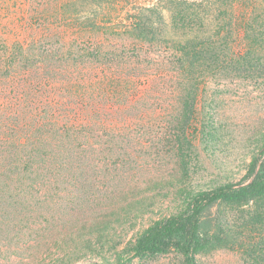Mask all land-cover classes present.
I'll return each mask as SVG.
<instances>
[{
  "label": "trees",
  "instance_id": "obj_1",
  "mask_svg": "<svg viewBox=\"0 0 264 264\" xmlns=\"http://www.w3.org/2000/svg\"><path fill=\"white\" fill-rule=\"evenodd\" d=\"M237 3L0 0V258L124 264L173 249L197 264L231 237L215 210L241 202L264 230V139L239 181L204 184L190 167L210 135L202 85L264 78L258 20L197 10ZM166 195L173 211L152 218ZM110 219L138 225L121 262L102 253ZM255 244L264 257V234Z\"/></svg>",
  "mask_w": 264,
  "mask_h": 264
},
{
  "label": "rangeland",
  "instance_id": "obj_2",
  "mask_svg": "<svg viewBox=\"0 0 264 264\" xmlns=\"http://www.w3.org/2000/svg\"><path fill=\"white\" fill-rule=\"evenodd\" d=\"M244 4L245 0H242V5L237 3L217 10L208 8L207 11L198 7L197 10L201 11L199 16L203 17L202 20H228L229 13L235 16L231 20L250 18L258 20L257 26L262 32L258 68L264 69V0H254L249 6ZM214 12L216 15L218 12L222 15L214 18ZM162 20H170L168 12H165ZM153 105L155 107L156 104ZM197 107L200 111L199 119L209 128L210 135L204 137L192 155L190 167L194 172L193 176H197L204 184L217 181L221 183L224 180L239 181L245 174L251 156L264 139V78L259 80L210 78L202 85ZM163 199L164 204L160 209H154L152 218L173 211L172 208L168 210L165 205L168 196H164ZM215 211L224 216L231 237L217 247L196 254V263L264 264V257L258 255V246L255 244L264 234V230L260 225L262 220L253 215L256 212L253 202L220 205ZM101 219L103 217H100ZM80 223L74 224V228ZM110 227H113V230L102 253L110 262H121L132 253L133 234L138 225L132 226V223H127L123 230H119L116 229V222L110 219ZM76 232L81 237L86 235L85 230ZM53 247L55 248L51 252L55 251L57 254L59 249L57 246ZM260 252L262 253V250ZM53 256H46L38 262L12 253L8 257L0 258V264H52ZM82 260L78 259L76 264H83ZM59 263L61 264V261ZM124 264H185V262L183 255L172 249L145 253Z\"/></svg>",
  "mask_w": 264,
  "mask_h": 264
}]
</instances>
